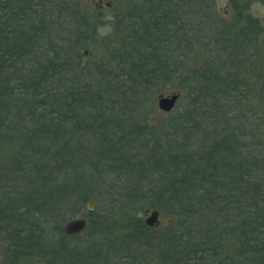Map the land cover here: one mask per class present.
I'll list each match as a JSON object with an SVG mask.
<instances>
[{
  "label": "trees",
  "instance_id": "obj_1",
  "mask_svg": "<svg viewBox=\"0 0 264 264\" xmlns=\"http://www.w3.org/2000/svg\"><path fill=\"white\" fill-rule=\"evenodd\" d=\"M71 1L0 0V146L25 149L0 158V225L43 239L42 220L92 198L80 186L87 159L86 184L102 172L123 181L114 201L96 197L84 211L74 238L91 242L75 264H264V152L247 145L249 103L264 90L250 60L256 22L219 19L215 0L110 1L116 72L80 80V48L103 26L89 14L103 10ZM175 74L186 94L149 127L141 115L151 88ZM61 176L77 183L52 187ZM139 205L165 223L146 226L132 213ZM116 230L123 241L107 242Z\"/></svg>",
  "mask_w": 264,
  "mask_h": 264
},
{
  "label": "rangeland",
  "instance_id": "obj_2",
  "mask_svg": "<svg viewBox=\"0 0 264 264\" xmlns=\"http://www.w3.org/2000/svg\"><path fill=\"white\" fill-rule=\"evenodd\" d=\"M71 1V0H70ZM76 1L79 4L86 5L91 11H96L97 6L100 4L98 3V0H73ZM71 1V2H73ZM103 5H105L106 2L114 1V0H102ZM233 0H215V7L214 10L216 14L218 15V18L221 20L226 21H235L238 16H241L240 22H238L240 25L245 24L248 19H252L255 21V25L257 27L256 30V42L251 47V59L253 60V66H256L258 68V71L256 70V73L258 74L256 78H264V0H249L248 3L245 1H241L238 3V0H235L236 5L238 8L236 10L232 9ZM102 5V4H101ZM231 5V7H230ZM109 11L103 10L102 14L103 16H92L89 14V20L92 24H98L103 25L102 27L98 28L96 33L92 34V36L89 39V42L87 45H84L80 48V53L82 54V58L80 60L81 62V70H76V73L80 77L79 79H92L97 77L99 74L102 73V71L105 73L108 71L112 74V72H116L114 69L115 67L113 64H115V61L112 60H119L118 56V50L120 49L118 44V38L119 35L116 33L115 29L112 27L113 22L116 20L113 18V13H108ZM86 53V55H85ZM200 61H198L199 63ZM132 65L126 66V73H128L127 76H129V79H135L136 82L138 81V75L136 68L134 70V67H131ZM244 69V67H239V74H245L247 70ZM259 72V73H258ZM103 73V74H104ZM141 75V73L139 72ZM70 78V75L67 76ZM163 79V78H162ZM178 80V81H177ZM179 80H181V75L175 74L172 79H170L169 84H165L166 80L163 79V81L159 84H154L153 88H151L150 93V101L146 102L145 106L146 109H143V114L141 115L144 118L145 123L149 127L158 126L166 119L168 116V113L159 111L157 109L156 104V98L158 95L167 96L171 93H179L180 98L183 97L186 94V89L183 87H180ZM259 93H256V98L260 99L257 100L256 98L254 101L250 104L249 103V109H250V115L252 117L250 118V122L252 124V137L247 139V145H251V148L254 146L257 148L258 153L264 152V90L262 91V94H260L261 98L258 96ZM148 96V100H149ZM124 110V109H122ZM140 116L139 113L135 114L133 113V116ZM228 116V113L226 114ZM236 116V115H234ZM247 137V136H246ZM36 141V140H34ZM14 146H0V158L6 159L10 156H12L17 151L21 150L24 152L25 149L20 148V146L17 145V143L13 144ZM41 146H43L41 144ZM49 154L52 155L54 152V147H50ZM49 155V156H50ZM77 160V159H76ZM42 161L45 163L46 161L42 159ZM87 159L79 160V165L83 167V170H81V187L87 188V186H91L92 191L94 194H92V198L86 201V203L83 205L84 207L81 208V210H76L75 207H70L69 205H63L62 212L63 214H59L57 212V219L55 222H49L42 220L41 226L43 229V242L47 246L48 251L44 255H47V258H40L37 259L36 257H31L29 259H20L18 263L14 264H43L47 263V261L55 260V257H58V255H62L63 253L59 254L58 249H62V239L60 234L63 233V226L64 224L70 219V218H78L84 214V211L87 210V204L89 202H92L93 204V210L96 208V201L95 198H100L99 201L101 202V205L104 207L108 201H114V198H110V195L112 192L118 189L119 185L123 181L122 178L111 175L102 172V175H96L94 177L93 181H89L88 184L84 180L88 177L89 174H91V167L89 164L86 163ZM85 178V179H84ZM57 182L53 183L51 186L54 188H65V185L76 184L77 179L75 176L73 177H66V180L61 176L56 178ZM2 183L4 182V178L1 180ZM11 181V179H10ZM75 188V187H73ZM89 190V188L87 189ZM90 193V192H89ZM74 201V200H72ZM72 203V202H71ZM73 204V203H72ZM18 206L20 204L18 203ZM140 206V207H139ZM135 207L132 211V213H135L136 216H138L142 222L145 224V218L143 216V210L141 209V205ZM95 207V208H94ZM92 210V211H93ZM20 212H24L25 210L23 208L19 209ZM102 212V210L100 209ZM41 212V211H40ZM100 212V213H101ZM62 216V219H61ZM165 223L163 217H161L160 226L161 224ZM61 225V226H60ZM59 226V228H58ZM61 228V232H60ZM124 231L116 230L112 236L108 237L109 240L107 242H115L118 244L119 241H123L124 239ZM109 236V235H108ZM103 243L104 245L107 244L106 241L103 242V240L98 239ZM91 240H88L85 236L81 235L78 238H73L70 241V244L75 247V249H72L70 251L71 253H66V259L63 260L62 264L70 263L72 260V263L78 262L80 259V256L84 255L83 252L79 250L81 247H85L88 243H90ZM228 243L225 242V246ZM79 246V247H78ZM8 243L6 241V232L3 231V229L0 228V264H9V256L10 253L7 252ZM101 251V250H100ZM79 254V255H78ZM100 255L102 253H99ZM103 255V254H102ZM8 256V257H7ZM111 257V253L109 254ZM103 257V256H102ZM24 260V261H23ZM45 260V261H44ZM99 260V259H97ZM92 259L84 260L83 262L85 264H92ZM96 261V260H95ZM158 261V260H156ZM10 262V261H9ZM101 262V260L99 261ZM108 264V263H107ZM153 264V262H151ZM156 264V262H155Z\"/></svg>",
  "mask_w": 264,
  "mask_h": 264
},
{
  "label": "flooded vegetation",
  "instance_id": "obj_3",
  "mask_svg": "<svg viewBox=\"0 0 264 264\" xmlns=\"http://www.w3.org/2000/svg\"><path fill=\"white\" fill-rule=\"evenodd\" d=\"M98 1H102V0H98ZM108 3H111L110 7H106L105 5L102 4L103 7L101 8L100 7L101 5H99L97 6V10L101 11L105 9H110L112 7V2H108ZM0 228L3 229L4 232H6V241L8 243L7 252L10 253L9 260H8L9 264L18 263L20 259H29L31 257H36L39 260L40 258H45V257L47 258V255H44V254L46 253V251H48V249L42 248L43 239L41 238V233L34 232L31 236H34L37 238L35 239V241L28 243L26 240L28 236L27 234L22 233V232L12 233L10 232L11 231L10 227L8 229L5 224H1ZM63 229H64V226H63ZM76 235H80V234L67 235L63 231V233L60 234L61 239L63 241L62 242L63 247L60 250L58 249L59 254L61 253L63 254L58 255V257H55L54 261L49 260L47 261V263L45 262L43 264H62L63 260L66 259V253L68 252L71 253L70 251H72V249H75V247L70 244V241ZM67 264H74V263H72V260H71L70 263H67Z\"/></svg>",
  "mask_w": 264,
  "mask_h": 264
},
{
  "label": "water",
  "instance_id": "obj_4",
  "mask_svg": "<svg viewBox=\"0 0 264 264\" xmlns=\"http://www.w3.org/2000/svg\"><path fill=\"white\" fill-rule=\"evenodd\" d=\"M98 3L100 5L103 4L102 1H98ZM105 6L110 7L111 3L106 2ZM100 7L102 8L103 6L101 5ZM85 55H86V53H85ZM179 99H180V94L175 93V92L171 93L167 96L158 95L156 98L157 109L162 111V112L168 113L174 109V107L176 106ZM87 209L89 211L93 210L92 202H89L87 204ZM144 216H145V224L147 226L157 227L160 224L161 217H160L158 211L145 210ZM86 224H87V221L85 218H82V217L74 218V219L67 221L64 224L63 231L67 235L80 234L85 229Z\"/></svg>",
  "mask_w": 264,
  "mask_h": 264
}]
</instances>
